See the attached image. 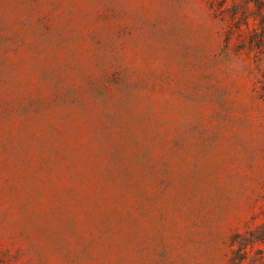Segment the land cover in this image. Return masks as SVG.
Segmentation results:
<instances>
[{"label":"rangeland","instance_id":"obj_1","mask_svg":"<svg viewBox=\"0 0 264 264\" xmlns=\"http://www.w3.org/2000/svg\"><path fill=\"white\" fill-rule=\"evenodd\" d=\"M250 229L264 0H0V264H231Z\"/></svg>","mask_w":264,"mask_h":264},{"label":"trees","instance_id":"obj_2","mask_svg":"<svg viewBox=\"0 0 264 264\" xmlns=\"http://www.w3.org/2000/svg\"><path fill=\"white\" fill-rule=\"evenodd\" d=\"M264 243V231L250 229L245 234L238 233L232 240L231 264H264V252L254 250L257 243Z\"/></svg>","mask_w":264,"mask_h":264}]
</instances>
